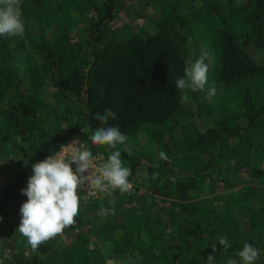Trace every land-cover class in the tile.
Segmentation results:
<instances>
[{"label": "trees", "instance_id": "16d2710c", "mask_svg": "<svg viewBox=\"0 0 264 264\" xmlns=\"http://www.w3.org/2000/svg\"><path fill=\"white\" fill-rule=\"evenodd\" d=\"M121 2L21 0L23 36H0V172L15 169L0 185V264H242L245 243L264 264V0H137L138 22L118 29ZM202 46L205 88L177 89ZM108 126L124 145L91 143ZM76 135L92 155L121 151L131 191L80 204L77 231L33 251L21 189Z\"/></svg>", "mask_w": 264, "mask_h": 264}, {"label": "clouds", "instance_id": "9594fccd", "mask_svg": "<svg viewBox=\"0 0 264 264\" xmlns=\"http://www.w3.org/2000/svg\"><path fill=\"white\" fill-rule=\"evenodd\" d=\"M21 0H0V36H23L25 31L20 8ZM189 43L191 39L189 38ZM209 53L201 50L200 58L189 62L185 68V77L176 80L179 90H203L207 82L209 71L206 60ZM209 98L215 95V88L209 91ZM182 99H187L182 96ZM109 118L115 119V113L105 109L104 114H97L96 119L102 125L107 124ZM83 131V130H82ZM93 145L108 146L116 149L117 145H124L127 136L118 127H99L89 137ZM77 141L61 145L55 155H50L43 161L32 165V175L29 176L27 186L21 189L27 201L20 207V224L17 232L26 238L27 243L35 251L41 244H46L62 234L65 228L75 224V217L80 207L78 190L87 187L92 194L95 192L107 193L112 196L116 190L121 193L132 188L129 182L131 170L123 166L121 151L115 150L107 157V161L97 165L91 150L85 146L77 147ZM124 152L131 156V151L125 147ZM161 160L171 162L168 155L161 151ZM72 165H75L73 170ZM85 173H89L85 175ZM157 174H153L155 179ZM115 201L111 200L110 205ZM101 216L114 215L115 208L100 209ZM2 220V217H0ZM219 245L225 249L231 247L226 236L218 237ZM212 251H216V244H211ZM242 264H255L259 251L251 244L245 243L238 252ZM213 255L207 257V264H214ZM134 264V261L131 262ZM228 264H236L230 260Z\"/></svg>", "mask_w": 264, "mask_h": 264}, {"label": "rangeland", "instance_id": "374dc122", "mask_svg": "<svg viewBox=\"0 0 264 264\" xmlns=\"http://www.w3.org/2000/svg\"><path fill=\"white\" fill-rule=\"evenodd\" d=\"M121 3H122L121 4L122 5V7H121L122 9L119 11L118 19H116V22H115V25L118 27V29H121V26H123V28H124V27H127L129 25H134V23H137L138 22L137 18H140L141 14L143 12V10L140 8V4H138L137 0H122ZM140 20L141 19H139V22H140ZM202 49L205 52L209 53V55H210V59L205 61V63L208 64V68H209L208 73H210V71L212 69V54H211V51L208 48L202 46L201 50ZM197 123H199V125H203L200 120L197 121ZM205 123L209 125V121L208 120H205ZM82 134H83V132H82ZM89 135H91V134L89 133ZM80 138H81L80 135H76L75 137H73L70 140L77 141V143H81V144L84 145L83 141H81ZM140 141H141V143L144 142V138L143 137L140 138ZM2 162L3 161L0 160V163H2ZM11 162H13V161H11ZM0 175H1L0 176V185H1V184H4L5 181H7L8 179L13 178L15 176V169H14V167H11V166H9V167L8 166H6V167L3 166V168L1 169V172H0ZM10 220L11 219H9V221ZM105 264H115V263L112 260H106Z\"/></svg>", "mask_w": 264, "mask_h": 264}, {"label": "built area", "instance_id": "2783aa9c", "mask_svg": "<svg viewBox=\"0 0 264 264\" xmlns=\"http://www.w3.org/2000/svg\"><path fill=\"white\" fill-rule=\"evenodd\" d=\"M73 140L68 141L66 144H70L72 143ZM64 144V145H66ZM77 147H80L81 149L84 148L83 144L81 143H77L76 145ZM60 149V148H59ZM58 149V150H59ZM57 152V151H56ZM56 152L52 155H55ZM93 156V160L97 165H100L104 162H106L107 160L104 158L103 155L99 154V153H95L92 155ZM73 170H75V165H72ZM89 173H85V175H88ZM131 183V182H130ZM132 184V183H131ZM131 190V189H130ZM130 190L128 192H130ZM78 195L80 196V204H87L93 201H97V200H101L102 198H104L107 193H103V192H95V194H92L91 190H89L87 187H85L84 189H80L78 190ZM74 227V232L77 231V228L75 227V224L72 225Z\"/></svg>", "mask_w": 264, "mask_h": 264}]
</instances>
